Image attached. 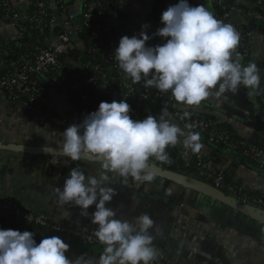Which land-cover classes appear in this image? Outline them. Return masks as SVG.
<instances>
[{"label": "crops", "instance_id": "crops-1", "mask_svg": "<svg viewBox=\"0 0 264 264\" xmlns=\"http://www.w3.org/2000/svg\"><path fill=\"white\" fill-rule=\"evenodd\" d=\"M20 2L23 0H19ZM83 0H73L76 9L82 7ZM154 0H123L121 9L126 13L128 23L133 27L147 24L146 33L152 38L146 46L160 45L167 38L154 36L158 28L157 22L151 18L150 12ZM191 6L204 5L216 18V11L211 0H188ZM245 7L264 10V0H240ZM236 26L252 35L250 62L256 63L264 82V22L250 20L243 14H234ZM2 38L12 39L14 31L9 27L0 29ZM122 36L132 37L120 30L116 34L119 41ZM233 58L240 63V57L234 50ZM242 64V63H241ZM251 89L241 86L235 93L226 92L215 97L210 96L191 110L206 113L221 124L230 125L239 136L260 144L264 148V118L260 116V104L256 95H249ZM113 101L124 100L123 93H112ZM45 112L36 110L28 103H14L0 94V143L21 144L28 146L59 148L63 137L60 135L71 124H79L87 115L81 106L69 96L53 91L46 101ZM137 114L158 116L160 113L147 110ZM171 122L182 127L171 117ZM202 147L199 154L207 158L211 156L215 145L197 130ZM183 140V137L180 138ZM176 145L183 146L181 142ZM220 157L208 161L209 167L230 168L232 178L243 183L249 190L260 191L264 187V168L251 163L247 158L227 148L219 146ZM51 154L26 153L0 150V195L17 201L24 210L39 213L49 220H62L72 224L96 229L90 216L80 215L78 206H61L53 192V187H62L68 175L61 174V167L52 163ZM87 177L99 178L101 162L83 159L77 165ZM155 167V166H152ZM175 177L183 178L199 186L205 185L194 174L195 171L178 169L168 170L162 166L155 167ZM109 186L114 187L116 195L106 203L116 219L135 222L134 218L147 213L153 220V228L149 234L153 237V247L164 249L178 262L185 264H264V225L249 215L238 211L231 205L215 199L205 193L186 187L174 181L165 186V177L154 175L149 182H137L132 177L123 178L108 173ZM218 194L238 202L227 193ZM184 201L191 206H205L210 230L194 220L191 224L184 221L178 212L177 205ZM239 203V202H238ZM249 209V208H248ZM264 216L257 209H251ZM91 214L95 204L87 209ZM70 216L65 218L66 214ZM69 250L65 253L68 259L76 255L98 259L103 249L84 244L80 241L65 239Z\"/></svg>", "mask_w": 264, "mask_h": 264}, {"label": "clouds", "instance_id": "clouds-1", "mask_svg": "<svg viewBox=\"0 0 264 264\" xmlns=\"http://www.w3.org/2000/svg\"><path fill=\"white\" fill-rule=\"evenodd\" d=\"M160 22L163 26L153 35L167 38L163 44L146 46L152 38L146 33L147 24L138 34L120 38L113 54L126 79L139 84L146 78L145 87L171 92L177 103L187 106H198L210 96L235 93L241 86L251 89L249 95L264 91L257 64L245 66L233 58L240 34L204 5L191 6L188 0H179L162 12ZM130 110L125 100L102 101L79 124L69 125L60 134V155L69 161L94 157L101 162L99 178H86L75 167L62 187H53L59 205L78 206L80 215L90 216L97 225L95 237L104 245L98 259L83 254L68 259L69 245L56 236L37 244L33 232L0 229V264H151L156 259L148 231L153 228L150 216L142 214L133 224L116 219V213L105 206L117 194L109 186L108 173L150 183L154 175L146 169L151 157L166 161V147L178 142L192 152H199L202 145L199 133L171 122L165 110L142 120L130 118ZM189 116L185 111L182 118ZM94 204L95 211L89 214L87 209ZM69 216L67 213L65 218Z\"/></svg>", "mask_w": 264, "mask_h": 264}, {"label": "built area", "instance_id": "built-area-1", "mask_svg": "<svg viewBox=\"0 0 264 264\" xmlns=\"http://www.w3.org/2000/svg\"><path fill=\"white\" fill-rule=\"evenodd\" d=\"M72 1L0 0V29L9 27L14 31L11 40L2 38L0 31V94L14 103H20L26 97L27 101L24 103L38 110L33 100L38 98L39 101H46L55 90L70 96L85 84L103 91L116 79L115 59L108 66L93 60L101 55L113 58L114 50L119 43L116 39L117 32L122 30L128 33L121 27L118 14L121 12L126 16L121 9L123 0H115L116 3L112 0H88V2L83 0L79 10ZM211 2L215 11L217 7L221 11V14H216V19L232 24L240 34L239 45L235 51L242 65L246 66L250 62L252 35L236 26L234 14H243L250 20L264 22V10L253 7L244 9L238 5L240 0H211ZM171 5L170 1H166L159 6L161 12L156 20L159 27L163 26L160 22L162 12ZM81 30L88 32L87 49L85 41L79 35ZM106 30H112L114 33L110 38L104 39ZM24 37L28 38L31 51L16 60L10 58L8 54L12 44L21 47L20 40ZM74 48L79 52L72 60L68 54ZM85 51L89 57L87 61L84 57ZM4 56H8V60L4 59ZM117 73V78L118 76L121 78L118 91L123 93L124 100L130 105L129 115H140L137 114L138 111L151 110L161 113V110H165L168 116L182 127L197 130L214 145L234 151L254 165L264 168V148L260 144L239 136L234 130L226 129L212 117H192L190 113L188 118H182L185 111L191 110L187 109L191 106L177 103L172 98L171 92L164 94L153 92V96L161 99L151 100V88L144 86V78L139 84H134L131 79L125 78L122 71L119 70ZM44 77L47 78L49 84L47 86L42 84ZM260 88L264 89L262 79ZM256 98L260 104V116L264 118V91H259ZM82 107H85V104H82ZM141 118H146V115H141ZM189 125L191 128L188 127ZM180 155L187 164L193 162V167L196 168L194 174L206 188L232 195L246 208L257 209L264 213V187L260 191H253L238 180H228L230 168L209 167L210 159H205L199 152H192L183 147ZM51 161L59 167H68L71 164V161L61 155H53ZM177 208L183 215L185 223L191 224L194 220H198L205 230H210L205 206L194 207L180 201ZM0 229L33 232L37 244L45 237L56 236L61 239L72 237L75 241L104 248L95 237L94 229L58 219L49 220L39 213L24 210L17 201L2 195ZM155 249L157 257L151 264H185L175 260L164 249Z\"/></svg>", "mask_w": 264, "mask_h": 264}, {"label": "trees", "instance_id": "trees-1", "mask_svg": "<svg viewBox=\"0 0 264 264\" xmlns=\"http://www.w3.org/2000/svg\"><path fill=\"white\" fill-rule=\"evenodd\" d=\"M112 1H113V3H116L115 0H112ZM166 1H170L172 3V5H175L176 3L179 2V0H154V3L151 7L150 15H151V18L154 19L155 21L157 20L159 14L161 12L159 9V6ZM86 2H88V0H86ZM113 3H112V5H113ZM238 5L244 9L248 8V7H245L241 4H238ZM114 6H116V4H114ZM118 14H119V20L121 22V27L126 32L136 35L141 31L140 27L131 26L128 23L127 17L124 14H122L121 12H119ZM216 14H221V11L218 7L216 9ZM113 33H114V31H112V30H106L104 32V39L110 38V36H112ZM79 35L85 41V45H86V49H87V46L89 45L87 42L88 32L81 30ZM20 43H21V45H20L21 47H16L14 44H12L11 50L8 54V56H10V58L13 57L16 60L21 55L31 51V48L28 46L29 42H28L27 37H24L23 39H21ZM78 52L79 51H77L74 48L68 55L73 60V59H75ZM8 56H4V59L8 60ZM84 57H85L86 61L89 59V57L86 54V51L84 52ZM109 57L110 56L101 55V56H98V58L93 60V61H98V62L102 63L103 66H108V65H111L115 59L114 57L113 58H109ZM115 66H116V71H115L116 79L112 83H110V85L107 87V89L100 91V90H97L94 86H90V85L88 86V85L84 84L77 91L73 92L72 95H70L71 97L69 96L79 106L82 107V104H85V107H82V109L86 112V114H89V113L95 111L98 108L99 103L102 101L103 102H109V103L112 102V93L118 91V89L120 87V80H121L120 76H118V78H117V74H118L117 72L120 70L117 62H115ZM148 78H150V77H148ZM144 79H146V78H144ZM42 84H43V86L49 85L46 77L43 78ZM150 88H151V91H150L151 92V95H150L151 100L152 99H154V100H160L161 99L160 97L153 96L152 95L153 92H158L160 94L170 93V92H160L159 90H157L153 87H150ZM151 100H150V103H151ZM26 101H27V99H26V97H24L21 102H26ZM33 102H34L35 106L40 108V111L45 112V110H46L45 104H43L41 101H39L38 98L37 99L35 98L33 100ZM85 108H87V110ZM188 111H189V113H191L192 117H199V118L200 117H203V118L212 117L206 113H201V112H198L195 110H188ZM129 116L133 120H137V119L141 120L142 119L141 114L140 115L131 114ZM221 125L230 131L232 130L230 125H228V124H221ZM235 138H237V136H235ZM219 146L220 145H215L216 149L214 148V150L211 153V156L209 155V156H207V158L215 160V161L219 160L220 159V157L218 156ZM182 148H183V146H180V145L166 147L165 152H166L167 157H168L167 160L161 162V161L156 160L154 157H151L148 161V166H150V167L162 166V167H164L170 171L171 170L172 171L178 170V169L195 171L196 168L193 167V162L187 164L186 160L181 157L180 152H181ZM1 150L5 151V149H1ZM7 151H14L15 152V150H13V149H10ZM43 154H45V153H43ZM207 158H205V159H207ZM82 160L83 159L78 160V161H71V164L68 167H61V169H60L61 174L62 175H68L70 170L72 168H75L77 165H80V162ZM155 167H153V168H155ZM155 169L157 170V168H155ZM231 172H232V170L230 171V174L227 176L228 180H233ZM164 182H165V186H167L170 182V179L165 178ZM0 197H1V195H0ZM67 239H72V237H69ZM62 240L64 241L65 239L62 238Z\"/></svg>", "mask_w": 264, "mask_h": 264}, {"label": "water", "instance_id": "water-1", "mask_svg": "<svg viewBox=\"0 0 264 264\" xmlns=\"http://www.w3.org/2000/svg\"><path fill=\"white\" fill-rule=\"evenodd\" d=\"M0 148L5 149V150H10L13 149L15 151L19 152H26V153H45V154H51V155H60V148H50V147H38V146H28V145H21V144H10V143H0ZM44 148L47 150L45 151ZM63 156V155H61ZM83 159H91L94 161H99L95 159L94 157H89V158H83ZM100 162V161H99ZM146 171L152 172L154 175H159L165 178L170 179L171 181H174L176 183H179L181 185H184L186 187H190L192 189H195L197 191H200L202 193H205L215 199H218L220 201H223L232 207L236 208L238 211L243 212L246 215H249L253 219L257 220V222L260 225H264V216L261 215L260 213L255 212L254 210L248 209L245 206L241 205L238 202L232 201L231 199L224 197L217 192L213 191L212 189L206 188L199 186L195 183L189 182L183 178L175 177L169 173H166L164 171H157L155 168L148 166Z\"/></svg>", "mask_w": 264, "mask_h": 264}, {"label": "rangeland", "instance_id": "rangeland-1", "mask_svg": "<svg viewBox=\"0 0 264 264\" xmlns=\"http://www.w3.org/2000/svg\"><path fill=\"white\" fill-rule=\"evenodd\" d=\"M187 109H190V108L188 107ZM220 124H221V123H220ZM1 149H2V148H1ZM1 149H0V150H1Z\"/></svg>", "mask_w": 264, "mask_h": 264}]
</instances>
